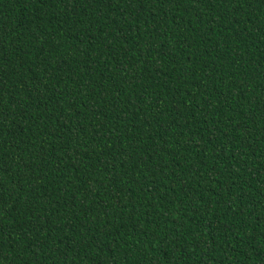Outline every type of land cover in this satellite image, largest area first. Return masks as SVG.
I'll return each mask as SVG.
<instances>
[{
	"label": "trees",
	"instance_id": "obj_1",
	"mask_svg": "<svg viewBox=\"0 0 264 264\" xmlns=\"http://www.w3.org/2000/svg\"><path fill=\"white\" fill-rule=\"evenodd\" d=\"M0 264H264V0H0Z\"/></svg>",
	"mask_w": 264,
	"mask_h": 264
}]
</instances>
